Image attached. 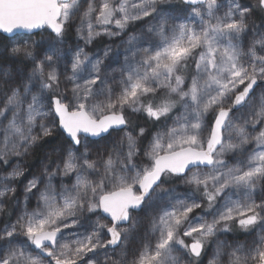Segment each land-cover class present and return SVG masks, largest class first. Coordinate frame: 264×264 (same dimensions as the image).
Returning a JSON list of instances; mask_svg holds the SVG:
<instances>
[{
    "label": "snow or ice",
    "instance_id": "6c2138e0",
    "mask_svg": "<svg viewBox=\"0 0 264 264\" xmlns=\"http://www.w3.org/2000/svg\"><path fill=\"white\" fill-rule=\"evenodd\" d=\"M0 33V264H264V0H0Z\"/></svg>",
    "mask_w": 264,
    "mask_h": 264
},
{
    "label": "trees",
    "instance_id": "16d2710c",
    "mask_svg": "<svg viewBox=\"0 0 264 264\" xmlns=\"http://www.w3.org/2000/svg\"><path fill=\"white\" fill-rule=\"evenodd\" d=\"M173 3L179 4V0H173ZM257 23H259V21H257ZM14 36H22L25 39L28 38V35L25 33L17 34ZM39 38H40L39 36L32 37V39H39ZM68 39L70 42L72 40H74L75 39L74 33H69ZM12 42H14V41L10 40L9 37L0 33V53H3L4 48ZM107 43H109L107 38H101L99 43L96 45V47L102 48ZM0 66H9L8 61L6 60V58L3 55H0ZM133 119L137 123H141V124L144 123L143 118L140 116H135V117H133ZM148 127L152 128V127H154V125L148 124ZM248 147L251 148V145H249ZM42 158H43V152L42 151H35L31 156H29L24 161V165L26 168V173H25L26 176L28 175L29 172L36 171L39 169L40 162H41ZM23 180H24V177H21V182H23ZM21 187H22V183H19L17 185L18 191L20 190ZM197 211H199V210H197ZM7 213H11V216H8ZM16 214H17L16 207L13 205L12 201H9L6 204L5 214L0 215V222L6 221V220H14ZM141 215H143V214H141ZM221 239H227L229 241V243H232L234 240H239L240 242H249L252 239V237L243 233L242 230L236 228L233 230L232 233L228 234L227 236H222ZM138 246H139L138 241L135 238H133L132 240L129 241L130 250H135ZM118 253H119V249H117L116 253H112V256L114 259H119ZM210 258H211L210 255L208 257H205L203 264H207V260Z\"/></svg>",
    "mask_w": 264,
    "mask_h": 264
},
{
    "label": "water",
    "instance_id": "95a60500",
    "mask_svg": "<svg viewBox=\"0 0 264 264\" xmlns=\"http://www.w3.org/2000/svg\"><path fill=\"white\" fill-rule=\"evenodd\" d=\"M2 34L5 35V36H7V37L17 35L16 33H14V34H5V33H2ZM19 34H22V33H19ZM92 139H97V138H92Z\"/></svg>",
    "mask_w": 264,
    "mask_h": 264
}]
</instances>
